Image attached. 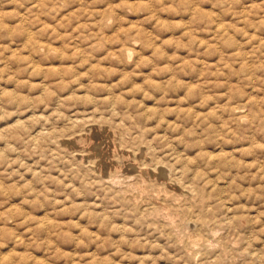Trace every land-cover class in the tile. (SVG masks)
I'll return each instance as SVG.
<instances>
[{"label": "rangeland", "instance_id": "obj_1", "mask_svg": "<svg viewBox=\"0 0 264 264\" xmlns=\"http://www.w3.org/2000/svg\"><path fill=\"white\" fill-rule=\"evenodd\" d=\"M0 264H264V0H0Z\"/></svg>", "mask_w": 264, "mask_h": 264}]
</instances>
